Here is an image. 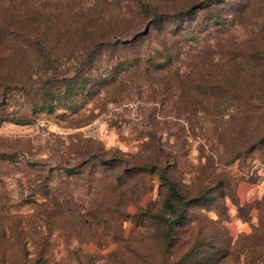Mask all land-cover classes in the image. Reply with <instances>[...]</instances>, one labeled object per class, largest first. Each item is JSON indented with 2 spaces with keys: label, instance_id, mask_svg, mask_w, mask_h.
<instances>
[{
  "label": "rangeland",
  "instance_id": "1",
  "mask_svg": "<svg viewBox=\"0 0 264 264\" xmlns=\"http://www.w3.org/2000/svg\"><path fill=\"white\" fill-rule=\"evenodd\" d=\"M4 1L8 8L13 6ZM153 1L164 7L186 2ZM108 3L115 0H59L44 23L50 29L53 20L58 27L49 40L62 42L67 29L74 22L77 25L76 16L97 17ZM125 6L124 12L134 11V1L124 2ZM202 14L198 25L206 23ZM223 15L222 25H201L203 34L196 41L183 32L170 33L167 25V30L154 31L135 43L136 52H145L166 40L176 56L172 73L180 75L182 85L171 81L157 86V76H143L125 92H105L76 111L42 114L30 125L0 126V264H139L145 237L135 215L160 202L161 184L151 175L131 179V172L150 157L168 166L173 181L195 197L226 180L235 188L239 204L226 201L223 226L235 240L253 232L259 225L258 202L264 198V162L252 157L225 166L224 149L213 125L199 110L191 109L199 99L202 70L217 68L220 55L228 50L241 53L264 45V0H230ZM136 23V18H130L122 24L118 39L131 40L140 29ZM60 30L64 33L58 35ZM81 51L75 55L58 47L54 55L68 70ZM119 59V54L104 52L92 68L103 70ZM18 90L1 93L0 114L31 118L23 87ZM7 156L13 162L5 160ZM101 160L118 165L126 185L119 188L104 172ZM91 163L98 166L90 168ZM80 165L88 168L86 177L65 174L67 168ZM121 202L126 203L122 208L129 211L128 217L119 212ZM239 208L245 209L243 213ZM198 210L191 212L189 220L202 218ZM208 215L217 220L215 212Z\"/></svg>",
  "mask_w": 264,
  "mask_h": 264
},
{
  "label": "trees",
  "instance_id": "2",
  "mask_svg": "<svg viewBox=\"0 0 264 264\" xmlns=\"http://www.w3.org/2000/svg\"><path fill=\"white\" fill-rule=\"evenodd\" d=\"M126 1H134V11L124 12L127 7L122 5ZM229 2L186 0L174 7H164L153 0H115L103 7L104 11L97 17L76 16L77 25L74 22L63 41L54 40V44L49 36H54L58 27L53 20L49 22L53 26L50 29L44 23L49 21L46 19L59 0H10L11 8L0 0V97L6 89L19 91L23 87L31 117L27 118V114L5 116L1 112L0 126L30 125L31 119L42 114L76 111L105 92L115 91L112 95L125 92V87L143 76L150 79L157 76V86L169 85L171 81L182 85L180 75L172 73L176 56L166 46V40L157 46L151 45L145 52H136L138 44L135 43L142 37H151L154 31L167 30V25L170 33L183 32L190 41H196L203 34L201 25H222L225 4ZM201 13L206 23L198 25ZM130 18L137 19L136 29L144 27L145 30H137L131 40L118 39L119 28ZM197 27L201 30L193 29ZM61 33L64 32L60 30L58 35ZM58 47L70 49L75 55L82 49L84 52L66 71L54 55ZM104 52L119 54L120 59L103 66V70L93 69L97 55ZM35 75L40 76L34 79ZM197 92L199 99L190 104L191 109L196 113L199 110L213 125V134L224 149L225 166L252 157L264 162V45L241 53L228 50V54L220 55L217 68L200 72ZM8 159L13 162L11 156L5 158ZM101 162L107 168L104 166L103 171L110 173L119 188L126 185L124 175L118 173V165ZM97 166L98 163H91L90 168ZM87 169L74 166L67 168L65 174L86 177ZM169 170L158 158L150 157L131 172V179L151 175L161 184L160 202L135 215L143 225L145 237L139 264H264V198L258 202L259 225L250 235L235 240L223 226L226 201L239 204L235 188L221 179L205 195L195 197L173 181ZM138 196L141 198V194ZM208 202L213 206L204 207ZM124 203L121 202V208ZM194 209H200L202 218L189 220ZM244 210L239 208L241 213ZM119 212L123 217L129 216L126 209ZM210 212L216 213L217 220L209 218Z\"/></svg>",
  "mask_w": 264,
  "mask_h": 264
}]
</instances>
